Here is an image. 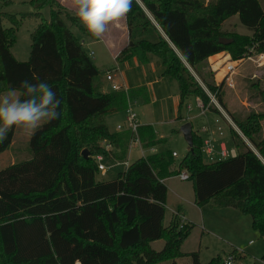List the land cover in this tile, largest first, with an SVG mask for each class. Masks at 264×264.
I'll use <instances>...</instances> for the list:
<instances>
[{
	"label": "trees",
	"instance_id": "obj_1",
	"mask_svg": "<svg viewBox=\"0 0 264 264\" xmlns=\"http://www.w3.org/2000/svg\"><path fill=\"white\" fill-rule=\"evenodd\" d=\"M10 2L0 0V96L17 91L23 98L22 81L43 80L61 104L59 118L32 135V157L0 169V264H178L186 257L200 264L198 252L181 250L194 224L182 221L179 214L164 223L165 180L183 170L189 174L197 205L237 209L251 217L254 230L264 237V138H260L264 113L235 119L240 132L230 126L233 157L205 162V139L193 130V147L176 169L173 151L165 150L137 159L115 179L99 180L96 155L127 158L132 133L111 132L105 116L126 110L128 97L123 90L104 91L100 69L65 18L90 33L59 0H32L37 10L20 19L5 11ZM47 3L52 6L50 19L41 12ZM236 15L251 34L223 31L224 22ZM26 18L39 23L31 33L29 59L19 61L11 48ZM5 21L11 25L6 27ZM126 21L129 42L117 60L160 58L162 76L179 86L180 108L193 96L204 108L221 114L205 90L225 106L221 84L211 79L209 58L228 52L238 61L264 53L262 0H133ZM220 37L232 41L220 43ZM137 94L138 90L129 91L132 99ZM138 133L144 148L165 141L157 138L150 124L140 125ZM13 136L12 128L0 140V154L10 148ZM104 140L114 146L110 153L101 145ZM85 148L88 157L82 155ZM36 220L40 223L35 232L31 228ZM157 240L164 241L160 250L152 247ZM29 247L30 253L17 251ZM231 254L241 258L233 252L207 264H224Z\"/></svg>",
	"mask_w": 264,
	"mask_h": 264
},
{
	"label": "rangeland",
	"instance_id": "obj_2",
	"mask_svg": "<svg viewBox=\"0 0 264 264\" xmlns=\"http://www.w3.org/2000/svg\"><path fill=\"white\" fill-rule=\"evenodd\" d=\"M31 1L32 0H11V2L8 3L4 9L11 14H15L20 19L23 13L37 10L36 6H33L30 3ZM59 1L62 3L61 0ZM262 1L264 2V0ZM67 5L71 6L72 1L67 0ZM51 9L52 6L49 3L43 6L41 12L46 19H50ZM72 13L75 14L74 12ZM65 22L75 34V36L82 42L84 49L88 53L94 51L95 54L91 55V57L101 70V75L105 74V72L109 69L114 68V70H116V68H121L123 65L122 62H117L116 59L111 56V54L104 51L103 44L101 42H93L90 44L89 40H91V38L84 34L80 27L73 25L66 18ZM38 23L39 21L35 18H26L23 20L21 26L16 30V39L13 43L11 51L17 60L27 61L29 59L32 46L31 33L38 26ZM4 25L8 27L11 24L10 22L5 21ZM223 31L228 34L250 33V31L240 23L239 17L237 15L231 17L230 20H228L223 25ZM116 32L121 33L119 26H117ZM118 37H121V35ZM221 53H226L229 55V58L223 62L217 71H214L211 66L210 69L212 70L213 74L211 79L213 78L217 84H221L220 93L225 106H222V104L218 101V98L215 97L214 94L205 87L207 93L213 95L215 100L223 108V112L220 111L221 114H217L213 110L201 108L197 103V99L193 96L187 98L180 108L179 86L175 80L170 78L161 80L159 79L158 83L152 85H147L144 83V85L140 87V89H143L144 94H137L136 97L133 98L134 111L136 112L140 123L151 124L156 131L157 138L164 139L165 141L156 145L155 149L143 148V151H140V145L138 142H131L130 145H132L130 148V153L125 159L129 162V164H132L143 155H147L151 152L170 150L176 152L179 155L175 159L176 163L174 164V167H176L178 163L187 155L190 148L183 134L180 132V128L185 122H190L192 124L193 130L202 136L203 139L206 138L208 133L213 131L221 136L219 133L220 131L218 130V126H220L222 128L221 131L224 133L223 135H227V145L229 148H231L233 146L230 144L228 137H230V126L234 127L233 125L235 124V119L244 121L249 115H251V113H264L263 60L259 62L258 54L251 53L252 59H247V57H244L242 58L243 60H238L240 62L237 65L236 71L233 74H230L226 71V65L228 62L233 61L231 59V55L228 52ZM153 57L154 60L151 62V64H144L140 62L141 65H146L145 67L148 69V72L140 71L138 69H130L129 67L124 69L125 76L131 84L144 78L147 81L153 79L151 77V73L155 74L158 70L156 69L155 61L160 59L156 56ZM127 63L124 65H128ZM193 74L197 77L195 72H193ZM129 87H127L129 91H133L130 85ZM8 93L9 92H4L0 97L7 95ZM15 94L16 97H18L17 91H15ZM211 106L214 108L216 107L214 101L211 103ZM126 115L127 114L125 110L109 116L107 124L110 130H114L118 124L124 125L126 123ZM179 115H181L183 119H178ZM216 119H218V123L216 122ZM205 126L208 128L207 132L202 130ZM13 130L14 134L16 135L13 136L12 145L8 150L0 154V169L6 168L12 163L27 160L32 157V149L30 148V140L32 135H28V131H25L19 126H13ZM240 135L245 143L256 152L257 149L250 139L244 136L242 133ZM260 138H264V119L261 121ZM203 158L205 162L210 163L205 153H203ZM104 163L107 166L106 173L102 174L99 172L97 174V178L103 181L115 179L118 176V173L126 170L127 167L125 165V161H121V163L116 164L113 163L109 158H106ZM166 184H168L170 188H177L182 185L188 187L190 182L186 181L181 184L179 179L175 177L170 179ZM170 199V207L175 206L173 196H171ZM169 205L164 221L165 224H167L171 216V209H169ZM208 207H210L209 209L213 207L214 211L212 212L214 213L209 216L208 212H205L206 226H204L205 224L201 222L200 214L196 212L194 213L196 218L195 222H197V224L194 225L191 234L183 243L181 250L184 252H198L200 264H207L212 258L226 257L228 254L233 252L240 254V259L242 260L243 264H264V237H262L259 232L254 230L251 217L243 213L239 214V217L246 219L247 221L246 228L248 231H246V233L241 232L236 235H226L224 232L222 233L224 228L218 224L221 217L215 212L221 208L212 205ZM208 221L211 222V225L218 228H215L214 231L218 235L221 234L220 237H217V235L209 232ZM39 223V220H36L35 226H33L31 230L35 232L39 231ZM239 225L245 228V223L242 222ZM243 228H241V230H243ZM251 241L252 243H250ZM163 244V240H157L152 243V247L156 250H160ZM30 249L32 250V248L29 247L28 249H20L17 251H21L19 254L22 255L25 254V252L30 253L31 251H28ZM32 255L35 254H31L30 256ZM178 264L194 263L191 257H186L179 259Z\"/></svg>",
	"mask_w": 264,
	"mask_h": 264
},
{
	"label": "crops",
	"instance_id": "obj_3",
	"mask_svg": "<svg viewBox=\"0 0 264 264\" xmlns=\"http://www.w3.org/2000/svg\"><path fill=\"white\" fill-rule=\"evenodd\" d=\"M61 1H62V3L67 8H69L72 12H74L76 14V9L74 8L73 4L70 6V5H67V0L66 1L65 0H61ZM70 1H72V0H70ZM228 20H230V18L227 19L224 22V24ZM117 26H119V28L121 30V33H117L116 32ZM247 34H251V33H247ZM87 35L89 36V38H91V40H89V43L90 44H92L93 42H95V43L96 42H101L103 44V50L104 51H106L109 54H111V56L113 58H115L117 62H119V63L122 62L123 65L121 66V68H119V69L116 68V70H114V68L107 70V71H112V73H114L115 82L118 83V84H120L121 86L127 88L130 85L132 87L131 88L132 90H138V94H144L143 89L139 91L140 87L142 85H144V83L147 84V85H152V84L158 83L159 82V79L160 80L161 79H167L166 77H163L162 76V72H163V69H164L163 68V63H162L161 59H158L157 61H155L156 69H158V70H157V72L155 74L154 73H151V77L153 78L152 80L147 81L144 78L145 80L144 79L138 80V82H133V84H131L128 81L127 77L125 76V70H124L127 67H129L130 69H138V70L144 71V72H148V69L145 67L146 65H141L140 62H142V61H140L137 57H133V58H130V59H127V60H123V61H118L117 60L118 54L120 53V51L122 50V48H124L128 44V42H129V33H128V28H127L126 16L123 17L120 21L115 22L113 24H110L108 26L107 31L104 33V35L101 38L93 37L91 34H87ZM120 35H121V37H118ZM82 41H85V40H82ZM89 54L90 55H94L95 53H94V51H91ZM228 58H229V55H227L226 53H219V54H216L214 56H211L209 58V61L211 63L212 69L214 71H217V69H219L221 67V65L223 64V62L226 61ZM153 60H154V57L153 56H149V59L146 62H142V63H144V64H151V62H153ZM127 62H129V63H127ZM126 63L128 65H124ZM107 71L105 72V74H102L101 75V81L103 83L104 91H112L111 90V82L108 81L107 78H106ZM117 113H119V112H117ZM114 114H116V113H114ZM114 114L105 116L106 123H107L108 117L109 116H112ZM46 123L47 122H42L41 125H40V127L37 128L36 130H34V131H28V135H33L37 130H39L40 128H42ZM145 124L146 123H141V125H145ZM118 125H121V124H118ZM118 125L116 126V128L114 130H110V131L111 132L128 131L127 130V127H126V123L124 125H122L123 127L120 128V129H118ZM14 135H16V134H14ZM226 137H227V135L220 136L215 131L210 132V133H208V135H206V138H212L213 139V142L215 144V148L217 150L219 149V143L221 141L224 140L226 142V144H227ZM158 139H161V138H158ZM228 139L230 140V137H228ZM131 145H130V147L128 149V154L130 153ZM138 147H139V145H138ZM113 148H114V146H113ZM139 148H140V151H143L142 149L144 147L141 144ZM152 148L155 149V146L152 147ZM231 148H233V147H231ZM155 152L156 151L151 152V153H155ZM128 154H127V156H128ZM142 154H143V152H142ZM143 156H146V155H143ZM177 157H175V159ZM106 158H109L113 163H115V161H118L119 163H121V160H116L112 156L111 157L110 156H107V157H105V159ZM124 161H126V160H124ZM116 164H118V163H116ZM177 166L174 167V165H173L172 166V169H176ZM175 177L178 178L177 175L176 176H172L170 178H167L165 180V182L167 183L170 179L175 178ZM179 181L182 184L183 182H186V181H189V180L184 181V180H180L179 179ZM189 182H190V185L188 187H185V186L182 185V186L177 187V188H170V186L167 184L168 194H167V202L165 204V208H166L165 217H166L168 205H169L170 200H171L170 199L171 196H173V198H174V205L175 206H171L170 207V205H169V209H171V216H170L167 224H165V225H168L170 223V221L172 220L174 214L175 213H178V212H179V215L181 216V219L184 218L186 222H189V223H192V224L195 225V224H197V222H195L196 221V218L194 216L195 215L194 213L196 212V213H199L200 214L201 222L205 224L204 226H206L205 212L207 211L209 216L212 213H214V212H212V211H214L213 207L211 209H209L210 207H208V206H210V205H208V204L205 205V206H202V207H200L199 205H197L196 200H195V192H194L193 184H192L191 181H189ZM231 210H233V211H231ZM215 212L217 213V215L219 214L220 217H221L220 222L218 224L220 226H222V228H224V230H222V233L224 232V234H226V235H228V234L236 235L238 233H241V232H245L246 233V231H248V229L246 228L247 221H246V219H243V218L239 217L240 216L239 214H242L239 210L234 209V208H230V207H225V208L218 209V211H215ZM148 214L149 215H155V213L153 211H149ZM164 221H165V219H164ZM242 222L245 223V228H243L241 225H239ZM208 223H209V229H208L209 232L217 235V237H220L221 234L218 235L214 231V229L217 228V227L211 225L210 224L211 223L210 221H208ZM241 228H243V230H241ZM203 229L205 230L204 227H203ZM250 243H252V241ZM185 253H188V252H185Z\"/></svg>",
	"mask_w": 264,
	"mask_h": 264
},
{
	"label": "clouds",
	"instance_id": "obj_4",
	"mask_svg": "<svg viewBox=\"0 0 264 264\" xmlns=\"http://www.w3.org/2000/svg\"><path fill=\"white\" fill-rule=\"evenodd\" d=\"M72 4L79 22L93 37L101 38L110 24L127 15L133 0H72ZM20 88L23 98L16 97L15 91L0 97V140L13 126L34 131L42 122H51L60 116L57 109L61 101L49 83L24 80Z\"/></svg>",
	"mask_w": 264,
	"mask_h": 264
},
{
	"label": "built area",
	"instance_id": "obj_5",
	"mask_svg": "<svg viewBox=\"0 0 264 264\" xmlns=\"http://www.w3.org/2000/svg\"><path fill=\"white\" fill-rule=\"evenodd\" d=\"M246 57H247V59H252L251 55H248ZM241 60H243V59H241ZM262 60L264 61V53L258 54V61L260 62ZM240 61L228 62L226 65V71L230 74H233L236 71L237 65L239 64ZM106 78L108 81L111 82V90L112 91L123 90L126 93V95L128 97V106L126 108V114H127L126 115V127H127V130L130 131L133 135L132 142L136 141L139 143V145H141L140 140H139V133H138L139 126L141 125V123L138 119L136 112L134 111V108H133L134 102H133V99L130 98V96H129V89L125 88V87H123L120 84L115 82L114 73H112V71H107ZM208 94L210 95L212 102L214 101L217 108L223 112V108L215 100V97L213 95H211L210 93H208ZM197 103L201 108L206 109V108H204L200 99H197ZM216 122L217 123L219 122L218 119H216ZM232 124H234V123H232ZM233 126L237 131H239V129L237 128V126L235 124ZM122 127H123L122 125H118V129H120ZM221 129L222 128L220 126H218V130L220 131L219 133L222 136L223 131H221ZM203 131L207 132L208 128L204 127ZM101 145L109 153H110V151L113 150V144L110 143L109 141L104 140L101 142ZM203 151L206 154V156L210 162L218 161V160L229 158V157H233L236 155V149L234 147L229 148L224 140L219 143V149L217 150L215 148V144H214L212 138H206L204 140ZM109 156L111 157V155H109ZM173 156L177 157L178 154L176 152H173ZM105 157H107V156H105L104 154H98L95 156V159H96L97 165H98V170L102 174L106 173V170H107V166L103 162ZM115 163H119V162L115 161ZM125 165L128 167L129 162L125 161ZM177 176L180 180L186 181L189 179V174L185 170L181 171ZM175 214H179V213H175ZM182 221H185V219L183 218ZM77 264H79V263H77ZM224 264H243V262L241 259L237 258L234 254H231L226 258Z\"/></svg>",
	"mask_w": 264,
	"mask_h": 264
},
{
	"label": "water",
	"instance_id": "obj_6",
	"mask_svg": "<svg viewBox=\"0 0 264 264\" xmlns=\"http://www.w3.org/2000/svg\"><path fill=\"white\" fill-rule=\"evenodd\" d=\"M231 41H232V39H230V38H226V37H220L219 38V42L220 43L228 44ZM180 132L183 134L185 140L188 143V146L192 149V147H193V128H192V124L190 122H185L180 128ZM82 155L84 157H88L89 156V150L87 148L83 149Z\"/></svg>",
	"mask_w": 264,
	"mask_h": 264
}]
</instances>
